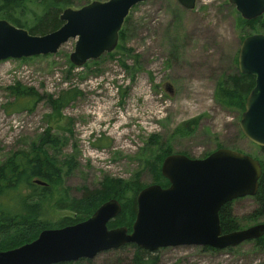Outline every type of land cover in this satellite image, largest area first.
Wrapping results in <instances>:
<instances>
[{"label":"rangeland","instance_id":"obj_1","mask_svg":"<svg viewBox=\"0 0 264 264\" xmlns=\"http://www.w3.org/2000/svg\"><path fill=\"white\" fill-rule=\"evenodd\" d=\"M224 3L227 0L199 1L191 12L175 0L143 3L131 11L124 46L130 50L114 51L78 69L68 61L75 40L55 55L0 62V166L11 154L27 153L34 142L56 139L59 145L49 149V156L56 159L57 168L63 157L71 159L74 168L63 177L62 187L75 199L80 198L81 187L96 189L105 178L129 180L140 172V183L151 184L144 165L169 139L174 141L171 153L194 159L217 145L258 156L242 138L237 115L213 100L216 78L224 69L233 72L243 37L235 26L234 7ZM63 93L77 96L58 108ZM25 102L35 109L23 110ZM194 119L199 122L193 135L177 138L180 125ZM52 195L39 219L53 223L72 216L55 210L57 195ZM255 206L250 197L231 205L238 230L264 221L249 224L246 216ZM156 255L158 264H264V251L252 241L225 250L161 249ZM130 259V249L125 248L72 264H130Z\"/></svg>","mask_w":264,"mask_h":264},{"label":"water","instance_id":"obj_2","mask_svg":"<svg viewBox=\"0 0 264 264\" xmlns=\"http://www.w3.org/2000/svg\"><path fill=\"white\" fill-rule=\"evenodd\" d=\"M149 0L93 1L79 9H66L56 31L32 36L0 20V61L53 55L75 40L69 61L75 67L98 60L117 46L118 34L129 11ZM193 10L197 0H175ZM245 21L264 15V0H228ZM237 69L254 78L239 129L244 137L264 148V33L246 37L238 51ZM161 174L167 188L151 185L139 191L131 233L125 227L107 229L121 212L111 199L85 221L60 229L43 230L38 237L17 248L0 251V264H59L93 259L98 254L133 244L148 252L163 247L201 246L217 250L235 247L264 235V223L222 234L218 212L234 199L255 195L260 164L235 151L220 149L202 160L183 155L164 159ZM36 184H41L39 181Z\"/></svg>","mask_w":264,"mask_h":264},{"label":"trees","instance_id":"obj_3","mask_svg":"<svg viewBox=\"0 0 264 264\" xmlns=\"http://www.w3.org/2000/svg\"><path fill=\"white\" fill-rule=\"evenodd\" d=\"M82 2L84 0H0V19L27 30L30 35L43 36L61 27L62 22L59 17L64 9ZM227 6L229 5L224 3V7ZM132 18V14L126 18L119 32V46L115 52L130 50L125 49L124 46L131 30ZM235 26L243 35L240 40L253 33H264V16L253 21H243L236 14ZM231 70L233 72L224 69L216 78L213 100L225 111L240 115L244 111L245 100L254 86V78L238 72L236 57L233 59ZM76 96L73 93H63L57 107L64 108L74 101ZM47 102L50 105L52 101L48 98ZM28 106L29 103L25 102L24 109L31 108L33 111L36 107V105ZM198 122L199 119H194L180 125L183 127L177 129V138L192 136ZM168 141L171 144L174 142L171 139ZM58 145L56 139L43 138L38 143H32L27 153L11 154L7 163L0 166V251L30 243L44 229L62 228L82 222L110 199L120 203L121 213L107 224V228L126 227L130 232L136 215V196L145 187L139 181L140 172L135 173L129 180L105 178L96 189L88 190L81 187L80 198H69L68 189L62 187V181L74 165L71 159H66L65 156L57 168L54 164L56 159L49 156V149L54 150ZM171 146L168 142L162 144L158 150L155 146L157 153L152 151L149 158L151 161L144 165L150 173L152 184L168 186V182L161 176L160 165L163 158L170 155ZM261 151L264 155V149ZM34 180L44 182L46 185L34 184ZM53 192L57 195V201L53 204L55 210H67L72 213V216L53 223L41 221L39 217H41L43 205L53 196ZM253 199L256 208L246 216L249 218V224L264 218V166L258 180V191ZM231 204L224 205L219 213L220 226L224 234L238 230L231 212ZM253 243L264 251V235ZM127 247L134 249L130 264L156 263L150 253L133 245L124 248Z\"/></svg>","mask_w":264,"mask_h":264},{"label":"flooded vegetation","instance_id":"obj_4","mask_svg":"<svg viewBox=\"0 0 264 264\" xmlns=\"http://www.w3.org/2000/svg\"><path fill=\"white\" fill-rule=\"evenodd\" d=\"M180 7V6H179ZM182 10H184L185 12H191V11H189V10H185V9H183L182 7H180ZM193 11H195V10H193ZM256 158L258 159V161H259V163H260V165H261V168L264 166V155H262V151H261V149H258V156H256ZM69 226H71V225H69ZM52 229H58V228H52ZM112 229H114V228H112ZM108 230H111V229H109L108 228ZM177 247V246H176ZM128 249H130V252H131V257H133V252H134V249H132L131 247H127ZM122 249H125V248H119V249H115V250H109V251H105V252H103V253H108V252H112V253H116V252H118V251H120V250H122ZM165 249H172V248H165ZM158 251H156V252H154V253H150L151 254V257H153V258H155V260H156V263L155 264H158V257H157V255H156V253H157ZM78 261H83V260H78ZM78 261H76V262H78ZM84 261H88V260H84ZM75 263V262H74ZM63 264H72V263H63Z\"/></svg>","mask_w":264,"mask_h":264},{"label":"bare ground","instance_id":"obj_5","mask_svg":"<svg viewBox=\"0 0 264 264\" xmlns=\"http://www.w3.org/2000/svg\"><path fill=\"white\" fill-rule=\"evenodd\" d=\"M25 98V97H24Z\"/></svg>","mask_w":264,"mask_h":264}]
</instances>
